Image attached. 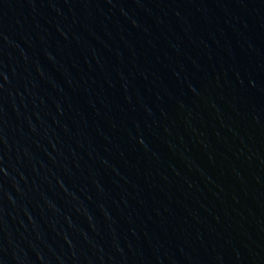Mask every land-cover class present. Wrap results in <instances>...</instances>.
Wrapping results in <instances>:
<instances>
[{
  "label": "water",
  "instance_id": "obj_1",
  "mask_svg": "<svg viewBox=\"0 0 264 264\" xmlns=\"http://www.w3.org/2000/svg\"><path fill=\"white\" fill-rule=\"evenodd\" d=\"M0 264H264V0H25Z\"/></svg>",
  "mask_w": 264,
  "mask_h": 264
}]
</instances>
